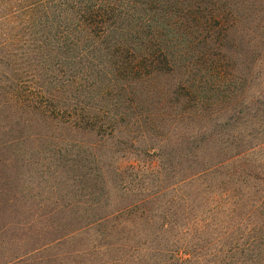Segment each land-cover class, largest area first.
<instances>
[{"label":"rangeland","instance_id":"374dc122","mask_svg":"<svg viewBox=\"0 0 264 264\" xmlns=\"http://www.w3.org/2000/svg\"><path fill=\"white\" fill-rule=\"evenodd\" d=\"M7 8L0 264H264V0H246L230 79L195 48L104 79L92 53L64 57Z\"/></svg>","mask_w":264,"mask_h":264},{"label":"trees","instance_id":"16d2710c","mask_svg":"<svg viewBox=\"0 0 264 264\" xmlns=\"http://www.w3.org/2000/svg\"><path fill=\"white\" fill-rule=\"evenodd\" d=\"M3 1H8L6 16L19 12L24 32L64 57L92 53L100 63L92 68L104 79L167 71L175 56L188 62L191 48L201 50L197 58L215 78H225L223 70L242 62L246 0Z\"/></svg>","mask_w":264,"mask_h":264}]
</instances>
